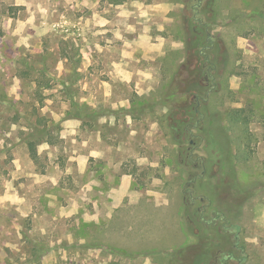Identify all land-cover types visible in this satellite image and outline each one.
Wrapping results in <instances>:
<instances>
[{
    "label": "rangeland",
    "instance_id": "rangeland-1",
    "mask_svg": "<svg viewBox=\"0 0 264 264\" xmlns=\"http://www.w3.org/2000/svg\"><path fill=\"white\" fill-rule=\"evenodd\" d=\"M186 1L0 0V264H264V0Z\"/></svg>",
    "mask_w": 264,
    "mask_h": 264
},
{
    "label": "trees",
    "instance_id": "trees-1",
    "mask_svg": "<svg viewBox=\"0 0 264 264\" xmlns=\"http://www.w3.org/2000/svg\"><path fill=\"white\" fill-rule=\"evenodd\" d=\"M185 3H186V6H188V8L190 7L195 13L197 12V8H196V7H197V3L195 2V0H187ZM205 59H206V58H205ZM203 68H205L206 73H205V75L201 78L202 81L208 79V77H209L208 72L211 73V70H213L214 66H213V67L210 66L209 61H208V63L206 62V63L204 64ZM184 124H186V125H185V131H186V133H187V132H188V128H189L190 126H189L188 123H186L185 120H184ZM196 124H197V122H196ZM187 135H188V133H187ZM28 146H29V147H28L29 155H30V157H31L33 160H35V158H36L37 156H36V150H35L34 143L31 142V143H29ZM215 217H216V218H214L215 220H217V219L220 218L219 215H216ZM221 219H222V218H221ZM221 219H220V220H221ZM223 222H224V221H223ZM223 222L221 221V224H220L219 226H217V229H216V230H218L219 233H223V234H225V237L227 238V236H229L228 233H227V231H229V229L231 228V226H230V227H227V224H226L227 222H226V221H225L224 223H223ZM236 237H237V235H235V237L233 236L232 239H233V238L237 239ZM226 238H225V239H226ZM217 241H218V240H217ZM217 241H213V242L216 243ZM234 246H235V243H234ZM231 257H232V254H228V255H227V258H230V260H231ZM210 258H211V257H210ZM242 260H244V258L241 259V260H237V261H235V262H237L238 264H241V263L243 262ZM192 264H199V263H198V261H194ZM213 264H228V261H226V260H224V261H219V259H218L217 257H215V258L213 259Z\"/></svg>",
    "mask_w": 264,
    "mask_h": 264
}]
</instances>
